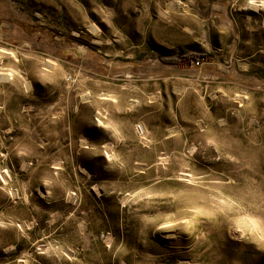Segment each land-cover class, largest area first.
Listing matches in <instances>:
<instances>
[{
	"label": "rangeland",
	"instance_id": "1",
	"mask_svg": "<svg viewBox=\"0 0 264 264\" xmlns=\"http://www.w3.org/2000/svg\"><path fill=\"white\" fill-rule=\"evenodd\" d=\"M0 264H264V0H0Z\"/></svg>",
	"mask_w": 264,
	"mask_h": 264
},
{
	"label": "trees",
	"instance_id": "2",
	"mask_svg": "<svg viewBox=\"0 0 264 264\" xmlns=\"http://www.w3.org/2000/svg\"><path fill=\"white\" fill-rule=\"evenodd\" d=\"M206 54L199 53L197 51H188L187 53H184L182 55H179L178 57H173L170 59L172 62H184V61H192V60H199L200 58H205Z\"/></svg>",
	"mask_w": 264,
	"mask_h": 264
}]
</instances>
